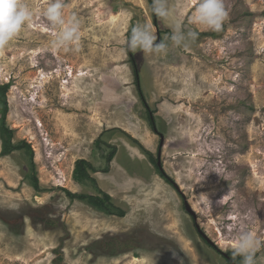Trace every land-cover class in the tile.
I'll list each match as a JSON object with an SVG mask.
<instances>
[{"label": "rangeland", "instance_id": "374dc122", "mask_svg": "<svg viewBox=\"0 0 264 264\" xmlns=\"http://www.w3.org/2000/svg\"><path fill=\"white\" fill-rule=\"evenodd\" d=\"M21 2L33 17L0 48V85L11 86L6 125L30 146L40 190L26 151L0 153V264H226L241 231L264 241V0H224L217 37L191 22L198 0H169L171 21L151 0H64L79 52L51 47L50 0ZM149 21L157 41L177 22L199 35L167 54L125 55L131 27ZM81 159L124 217L66 196L97 194L72 180ZM113 238L130 249L111 254Z\"/></svg>", "mask_w": 264, "mask_h": 264}, {"label": "clouds", "instance_id": "9594fccd", "mask_svg": "<svg viewBox=\"0 0 264 264\" xmlns=\"http://www.w3.org/2000/svg\"><path fill=\"white\" fill-rule=\"evenodd\" d=\"M64 0H50L43 16L53 28L58 27L55 38L51 41L53 49L81 50V25L76 16L65 19ZM151 13L161 21H171L174 9L169 7V0H151ZM33 12L21 0H0V48H4L15 38L22 28L32 20ZM229 12L224 0H198L191 16V22L213 32L223 31ZM170 36H165L157 43L155 27L149 21L137 23L131 27L125 38L122 52L141 51L144 54H167L169 43L174 47H187L188 41H195L199 33L195 30L185 31L180 23L171 24ZM264 249V241L249 230L241 231L232 244V255L241 257V264H257L256 254Z\"/></svg>", "mask_w": 264, "mask_h": 264}, {"label": "trees", "instance_id": "16d2710c", "mask_svg": "<svg viewBox=\"0 0 264 264\" xmlns=\"http://www.w3.org/2000/svg\"><path fill=\"white\" fill-rule=\"evenodd\" d=\"M218 33H212V36L217 37ZM134 74L136 77L135 80V85L137 88V91L139 93V97L143 100V94L140 88V84L138 81V75L136 70L134 69ZM10 84L6 83V84H2L0 85V140H1V156H7L9 154H11L14 151H21L24 150L26 151V153H28L30 160H31V171H32V187L36 190L39 191V182L36 176V172H35V165L33 162V153L31 151L30 146L22 141L18 144H13L12 143V138H13V132L9 129V127L6 125V117L8 115V103H7V93L10 89ZM150 124L153 128L154 131H156L155 129V125H154V121L153 119L149 118ZM100 141H97V143H99ZM149 156V160L151 163H153L157 169L158 174L161 176V178L163 180H165L168 184L172 185V181L171 179L163 172L160 171L156 165V161H154L153 157L147 153ZM115 155V150L113 149V151L108 155V162L111 161L112 157ZM97 170L94 169V167L86 160L81 159V160H77L74 164V169H73V173H72V180L78 184H84L86 182H89L93 189L96 191V195H90V194H76V193H71L70 191L65 190V194L66 196L73 201H79L82 203L87 204L88 206H90L91 208H93L94 210L103 213L107 216H116L119 218H122L125 216V211L122 210L121 208L117 207L116 205H114L113 201H112V197L105 193L104 191H102L101 189L98 188L96 180L91 177L92 173H96ZM107 246L110 248V250L112 251L111 254L113 255H117V254H122L126 251H128L129 248V243L127 240L125 241H118V239L113 238L111 239L109 242L106 243ZM117 246V249H115L114 246ZM93 247H97L98 243H95L92 245ZM118 250L117 252H114ZM226 260V264H235L237 262H239L241 260V257H234L232 255V252L227 253V259ZM233 262V263H232Z\"/></svg>", "mask_w": 264, "mask_h": 264}, {"label": "water", "instance_id": "95a60500", "mask_svg": "<svg viewBox=\"0 0 264 264\" xmlns=\"http://www.w3.org/2000/svg\"><path fill=\"white\" fill-rule=\"evenodd\" d=\"M158 42H159V41H157V43H158ZM161 139H162V137H161ZM158 157H160V154H159ZM156 165H157V167H158V169H159L160 171H163L159 161L156 162ZM175 187L177 188V186H175ZM225 256H226V255H225Z\"/></svg>", "mask_w": 264, "mask_h": 264}, {"label": "flooded vegetation", "instance_id": "af4514ba", "mask_svg": "<svg viewBox=\"0 0 264 264\" xmlns=\"http://www.w3.org/2000/svg\"><path fill=\"white\" fill-rule=\"evenodd\" d=\"M225 259H227V255L226 256H223Z\"/></svg>", "mask_w": 264, "mask_h": 264}, {"label": "bare ground", "instance_id": "6f19581e", "mask_svg": "<svg viewBox=\"0 0 264 264\" xmlns=\"http://www.w3.org/2000/svg\"><path fill=\"white\" fill-rule=\"evenodd\" d=\"M137 260V259H136Z\"/></svg>", "mask_w": 264, "mask_h": 264}]
</instances>
